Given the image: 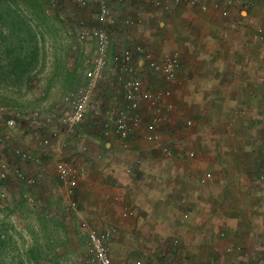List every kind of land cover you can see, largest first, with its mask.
<instances>
[{
    "label": "crops",
    "instance_id": "obj_1",
    "mask_svg": "<svg viewBox=\"0 0 264 264\" xmlns=\"http://www.w3.org/2000/svg\"><path fill=\"white\" fill-rule=\"evenodd\" d=\"M213 2L223 6L222 0H197L193 7L180 4L164 12L142 0L120 4L121 16L135 20L129 39L143 44L158 59L174 49L179 51L180 67L170 85V99L178 110L167 113L159 124L156 141L131 134L123 147L98 129L74 137L60 133L41 147L36 142L46 136L49 127L39 126V136L30 132V138L18 144L43 158L54 154L63 141L58 156L80 170L73 195L76 207L71 209L76 227L67 221V234L84 232L86 243L89 229L113 225L116 231L107 250L114 257L113 249H119L116 261L122 259L119 255L124 254V248L132 246L144 250L143 257H158L172 264H236L244 261L247 250L264 234L257 220L260 215L250 206L260 201L263 192L259 189V156L264 155V143L259 130L264 122V36L260 37L257 29H264V0H231L226 17L213 9ZM201 5L205 8L200 9ZM137 16L142 17L140 24ZM136 65L139 75L147 71L139 61ZM142 79L149 89L164 86L150 75ZM138 114L143 125L149 119L148 106L142 103ZM19 135L12 138L13 144L25 136ZM169 140L174 143L173 155L165 158L158 145ZM73 141L76 143L71 146ZM1 150L6 154L2 160L15 161L8 149ZM15 164L27 175L34 176L39 170L43 174L35 185L28 186L33 194L39 192L37 211L27 208L25 213L19 206L14 209L16 217L51 211L55 198L52 182L58 191L60 187L49 165L34 168L17 160ZM127 166L130 173L125 172ZM254 169L258 173L250 174ZM205 171L211 178L200 183ZM251 183L259 185L249 195L242 192V186ZM123 211L132 214L122 216ZM219 230L224 237L217 236ZM172 238L178 240L176 247L171 245ZM227 244H239L243 249L229 255L224 252ZM59 246L52 243L49 249ZM61 246L69 252L63 258L74 255L72 243Z\"/></svg>",
    "mask_w": 264,
    "mask_h": 264
},
{
    "label": "rangeland",
    "instance_id": "obj_2",
    "mask_svg": "<svg viewBox=\"0 0 264 264\" xmlns=\"http://www.w3.org/2000/svg\"><path fill=\"white\" fill-rule=\"evenodd\" d=\"M36 1L39 0H0V124L3 119L2 113H7L15 122L12 131L22 132L24 137L28 136V138L31 131L38 129L36 124L30 123L29 118L33 112L36 111L42 116L49 114L64 116L67 107L63 105L62 97L85 82H83L81 63L84 58L89 57L93 49L92 42L77 45L76 33L80 29L99 24L95 0H85L83 6L74 0H40L43 4L38 9L34 4ZM107 6L108 14L113 18V23L104 25L109 34L107 65L103 70L102 79L92 90L93 114L90 113L84 120L70 127L68 135L71 137L85 131L98 130L99 118L94 112H100L103 117L105 109L111 112L119 107L121 89L115 78L113 79L114 75L111 74L112 57L122 46L138 43L128 37L132 26L121 23L124 18L121 16L122 6L113 1H107ZM137 18L140 24L142 17L137 16ZM117 36L120 38L117 39ZM74 44L77 45L76 50L72 47ZM140 75L141 80L142 77L148 78L149 75L153 80L159 79L144 70ZM177 110L173 107L168 113ZM61 128L58 127V130L62 132L65 127ZM259 131L264 143V122ZM74 143L76 141H73L71 146ZM167 143L174 147L172 140ZM3 152L0 149L1 160L5 154ZM259 159L262 160L263 167L260 169L259 189L263 192L260 201L252 202L250 206L252 212L260 215L257 220L259 226L264 229V155L259 156ZM31 166L35 168L34 165ZM52 184L51 193L55 198L54 203L51 202V211L17 218L14 209L19 206L24 207L21 210L25 213L27 208L37 211L36 204L41 203L36 199L39 192L33 194L28 187L31 184L23 185L13 180L6 183L8 198L0 205L1 264H88L85 233L75 231L73 234H67V221L70 227H76L75 223L72 224L75 220L71 208L63 203L57 186L54 182ZM254 185L251 183L246 188L242 186V192H247L249 195L251 189L257 187ZM52 243L60 245V248L49 249ZM63 243L74 245L73 256L63 258L67 251L62 249ZM112 253L114 257L110 252L109 256L113 264H121L128 258L143 257L144 250L132 246L124 248V254L119 255L122 258L120 261L115 260L119 249L114 248ZM246 253L247 257L244 261H238L236 264H264V234L257 245L249 248Z\"/></svg>",
    "mask_w": 264,
    "mask_h": 264
},
{
    "label": "built area",
    "instance_id": "obj_3",
    "mask_svg": "<svg viewBox=\"0 0 264 264\" xmlns=\"http://www.w3.org/2000/svg\"><path fill=\"white\" fill-rule=\"evenodd\" d=\"M79 5H84L85 0H74ZM107 1H113L116 4H122L126 0H95L97 6V21L98 25L83 28L77 31L75 40L77 45L85 42H92V51L88 58H84L82 64L83 78L85 82L77 87L76 90L65 94L62 97V103L67 107L64 116L59 114L39 115L36 111L30 115V123L39 126L49 127L46 136L39 137L36 144L44 147L49 140L58 137V134H68L70 127L84 120L92 109V90L95 84L102 79L103 70L107 65V52L109 46V34L105 28V24L113 23V18L108 14ZM147 2L151 7L158 8L161 11L169 12L173 6L186 4L195 6L197 0H142ZM223 6L220 7L217 2L212 3L213 9H216L220 16L226 17L228 14L226 6L231 4V0H222ZM204 5L200 9H204ZM137 22V21H136ZM125 26H131L135 23L131 17H125L121 20ZM260 37L264 36V29H257ZM77 45L72 47L77 49ZM84 52V51H83ZM137 61L140 67L146 69L152 75L158 76L164 83V86L155 89L147 88L139 75ZM112 73L115 82L121 89V103L114 111L105 109L103 117L100 112H94L98 116V129L103 136L113 137L120 141L124 147L125 141L131 134H138L142 139L147 141H156L158 139L157 127L162 123L167 113L174 107L171 97L170 85L176 79L177 71L180 67L179 51L172 50L166 56L157 59L153 53L143 44L134 43L127 46H122L118 52L112 57ZM144 103L149 108V119L141 125V118L138 114L141 104ZM3 119L0 124V148L8 149L13 159L23 161L33 165H43L46 163L54 173V179L60 187L61 197L64 198L66 207L75 208L76 204L73 199L74 191L80 175L79 167L67 159L61 158L60 150L65 145L60 140L58 150L50 155L40 157L32 151L18 145L24 138L15 139L16 144H13L8 138H13L19 135V132L11 131L15 128V122L12 116L7 113H2ZM93 114V113H92ZM91 114V115H92ZM63 126L65 128H63ZM62 127V132L58 130ZM61 128V129H62ZM39 129L31 131L32 135L39 136ZM21 137V136H20ZM158 151L162 157L170 158L173 155V148L168 144L158 145ZM188 156L193 155L192 151L187 152ZM16 163V162H15ZM15 163H7L0 159V205L8 198L6 183L16 181L23 185H34L42 177V171H37L34 176L27 175L22 168ZM126 173H130V167L125 168ZM211 178V173L205 171L200 177L199 182L205 183ZM30 185V186H31ZM130 211H123L122 216H129ZM183 218L187 217L186 213L182 214ZM116 229L113 225H106L100 230L89 229L86 235L85 249L87 253L88 264H113L107 250V242L115 233ZM218 237H224L223 231H218ZM178 244L177 238L171 239V245L176 247ZM242 246L239 244L225 245L224 252L229 255H236L241 252ZM83 264V263H79ZM123 264H172L169 260L163 261L158 257H137L127 259ZM227 264V263H224Z\"/></svg>",
    "mask_w": 264,
    "mask_h": 264
},
{
    "label": "trees",
    "instance_id": "obj_4",
    "mask_svg": "<svg viewBox=\"0 0 264 264\" xmlns=\"http://www.w3.org/2000/svg\"><path fill=\"white\" fill-rule=\"evenodd\" d=\"M39 1H40V0H39ZM39 1H38V2L36 1V2L34 3V4H35V7H36L37 9L43 4V2H41V1L39 2ZM46 2H47V1H46ZM82 6H83V5H82ZM33 136H34V135H33ZM8 139L11 140V141H13L11 138H8ZM262 168H263V167H262ZM257 170H258V169H256V171H255V169H254V172H255V173H258ZM260 171H261V170H260ZM260 171H259V172H260ZM251 173H252V172H251ZM258 176H259V175H257V177H258ZM0 244H1V243H0Z\"/></svg>",
    "mask_w": 264,
    "mask_h": 264
}]
</instances>
